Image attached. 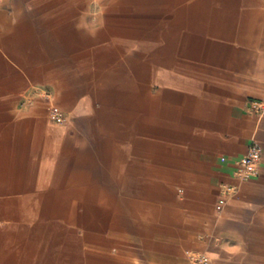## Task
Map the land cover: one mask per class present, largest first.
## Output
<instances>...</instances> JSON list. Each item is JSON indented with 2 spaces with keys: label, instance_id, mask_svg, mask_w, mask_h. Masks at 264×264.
<instances>
[{
  "label": "crops",
  "instance_id": "0c3cea01",
  "mask_svg": "<svg viewBox=\"0 0 264 264\" xmlns=\"http://www.w3.org/2000/svg\"><path fill=\"white\" fill-rule=\"evenodd\" d=\"M255 100L264 0H1L0 264H264Z\"/></svg>",
  "mask_w": 264,
  "mask_h": 264
},
{
  "label": "built area",
  "instance_id": "2783aa9c",
  "mask_svg": "<svg viewBox=\"0 0 264 264\" xmlns=\"http://www.w3.org/2000/svg\"><path fill=\"white\" fill-rule=\"evenodd\" d=\"M1 3V0H0ZM38 92L43 98H52L51 90L47 88H38ZM25 101H22L24 104ZM264 102L255 100L252 102V109L255 111L263 110ZM50 117L53 120L64 121L65 115L62 110L52 106L50 109ZM262 161V145L255 138H251L248 151L245 155L237 158L236 160V175L241 180H249L259 175L260 164ZM238 191V186L234 184L222 185V193L218 200V207H221L227 200V196L234 195ZM191 264H213L210 257L205 251H195L190 256Z\"/></svg>",
  "mask_w": 264,
  "mask_h": 264
}]
</instances>
